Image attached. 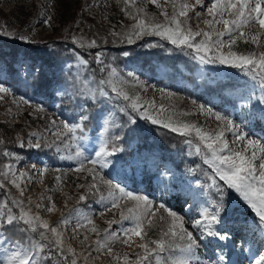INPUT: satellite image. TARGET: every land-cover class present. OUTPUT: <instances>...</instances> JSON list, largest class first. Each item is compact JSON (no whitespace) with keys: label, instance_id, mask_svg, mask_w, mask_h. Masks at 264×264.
<instances>
[{"label":"rangeland","instance_id":"obj_1","mask_svg":"<svg viewBox=\"0 0 264 264\" xmlns=\"http://www.w3.org/2000/svg\"><path fill=\"white\" fill-rule=\"evenodd\" d=\"M177 3L190 5L183 26L213 36L224 32L222 18L207 12L211 0H204L203 8L196 0H177ZM137 9L143 10L140 18L164 25L169 20L162 13L171 18L173 3L172 0H156V3L135 0V4L130 0L128 5L123 0H0V33H10L0 35L20 45L12 58L0 59V82L8 89L0 93V183L4 185L0 188V212L7 214L8 208H12L19 216V209L12 205L11 199H22L26 211L30 209L32 215H38L50 227H57L63 255L55 244L40 238L39 231L43 229L35 233L29 230L21 235L25 232L20 230L24 226L17 221L11 226L0 227V232L7 238L8 247L45 245L40 264H71L73 259L77 264H136L137 257L143 258L145 254L139 245L160 239L161 231L167 230L171 223L167 213L158 207L161 202L185 220L189 231H192L191 222L201 218L199 213L203 209L212 213L215 208L218 212L221 197L212 185L214 174L203 163L207 150L194 132L191 136H183L164 127L165 124L171 127L195 125L212 134L223 129V123L214 115L200 112V105L227 116L239 126L246 140L233 143L231 132L225 130L224 139L230 147L243 148L247 140L264 146V105L258 103L262 96L258 82L237 68L218 63L203 64L193 58L192 50L185 48L182 51L160 36H133V43L129 44L127 35L118 34L129 33L135 20L126 11L135 14ZM48 17L51 19L46 26L43 21ZM230 18V13L225 11L223 19ZM177 20L184 21V17L177 15ZM241 31L244 33L242 38ZM234 35L237 41L231 51L243 55L254 53L257 57L264 51V29L257 23L242 25ZM21 36L28 40L20 39ZM253 36L257 37L255 43ZM73 37L77 43H73ZM228 38L223 37L224 40ZM93 40L97 42L96 46L88 47ZM137 41H140L139 45H135ZM58 42L63 43L64 49L70 47L67 42L82 45L87 51L98 49V53H102L101 59L107 46L129 45L131 50L116 55L120 69L110 64L107 76L97 80L88 69L87 61L78 54L54 62L57 56L53 59L49 54ZM26 44L37 45L38 49L27 50L25 46L29 45ZM44 45L48 46L46 51L41 49ZM4 51L7 54L14 52L8 47ZM223 51L228 53L227 45ZM113 68L116 69L115 76L110 75ZM42 70L45 86L37 88L34 76ZM129 72L134 77H129ZM122 80L127 83L122 84ZM113 85L118 92L139 97L142 105L151 104L148 111L158 123L138 120L131 125L129 102L112 91ZM25 99L29 103H24ZM81 115L86 119L81 121ZM65 123L80 124L76 135L82 139L72 141L63 128ZM129 127L134 131L128 133ZM57 131L59 136L53 134ZM33 133L36 135H31ZM158 133L178 138L172 151L151 147L154 141L157 142ZM37 143L41 145L39 148L35 147ZM101 143L110 152L113 147L122 151L108 158L111 163L106 169L97 165L95 173H90L87 169L92 165L86 161L81 171H75L77 162L68 157L75 155L77 144L84 156L94 158ZM198 146L200 153L196 151ZM5 152L10 155H4ZM250 154L251 146H248ZM256 163L258 167V159ZM9 165L19 178L20 189L9 182L13 178ZM101 177L134 195L146 196L155 206L156 215L151 218L152 223L145 218L141 237L131 233L125 236L121 231L132 227L131 220H121V213L129 215L128 209L135 208L137 202L124 198L117 207H111L112 197H119L120 193L105 185ZM93 183L96 188L87 191ZM82 194H86L83 201L79 199ZM228 202L227 215L216 227L230 238L226 242L210 239L201 243L198 249L200 261L216 264L218 257L223 255L227 258L224 264L227 261L230 264H254V259L264 254V226H259L258 218L234 192H229ZM37 204L42 207L37 208ZM49 207L53 209L51 212L47 211ZM140 207H143L142 202ZM161 215L165 221L159 219ZM3 218L6 219V215ZM112 221L118 223H110ZM10 231H14L13 235L20 232L21 236L11 239L7 236ZM111 232H116L117 237H111ZM46 234L51 237L50 232ZM149 247L155 245L149 244ZM4 253L0 260L11 256L5 247H0V254ZM171 255L177 256L179 252H171ZM164 260H169V253L164 254ZM143 264L161 262L155 255H150ZM192 264L197 261L193 260Z\"/></svg>","mask_w":264,"mask_h":264},{"label":"snow or ice","instance_id":"obj_2","mask_svg":"<svg viewBox=\"0 0 264 264\" xmlns=\"http://www.w3.org/2000/svg\"><path fill=\"white\" fill-rule=\"evenodd\" d=\"M125 5H128L130 0H123ZM135 4V0H131ZM152 3H156V0H152ZM173 3V14L171 18H168L166 13H162L169 20V23L161 25L154 22L152 19L140 18L143 10L137 9L135 14L129 13L126 10V14L130 15L135 23L131 26L129 33H121L118 35H127L129 44L133 43L132 37L140 38L143 35H156L163 39L168 40L172 45L179 47L182 51L187 48L192 50L193 58L198 59L203 64H220L227 65L233 68L240 69L247 76H250L254 81L258 82V86L261 90L262 96L258 100L259 104L264 105V51L260 52L258 57L256 54L243 55L231 51L232 45L237 41V37L234 32L241 28L242 25H247L251 23H257L260 29H264V0H211V6L207 7V12L211 16H220L222 18V23L224 24V32L216 33L215 36L209 32H199L192 31L190 28L183 26L187 19V10H190V5L188 3H177V0H172ZM196 4L200 5L202 8L204 5V0H196ZM178 9V12H177ZM230 13V19H223L224 12ZM177 15L179 17H184V21L177 20ZM51 17H48L43 21L47 26L49 25ZM211 24V21H205ZM174 25V27L172 26ZM0 34H10V33H0ZM117 35V34H114ZM259 35V34H257ZM228 36L227 40L223 37ZM244 33L240 32V37L242 38ZM197 37H202L197 40ZM20 39L28 40L27 37L21 36ZM257 37L253 36L252 40L255 43ZM73 43H77L76 37H73ZM96 41H91L88 47H95ZM227 45L229 51L227 54L223 51ZM82 46V45H81ZM127 55V53H125ZM102 53L96 54V61L98 64H102L101 60ZM101 68V71H104ZM111 76L116 75V69L113 68L110 73ZM129 77H134L132 72L127 74ZM122 84L127 83V81H120ZM103 84L104 81H101ZM111 83V81H109ZM8 89L0 82V93L7 92ZM113 92H117L118 95H123V100L129 102V123L135 125L138 120L149 121L152 124H157L158 120L152 116L148 108L152 107L151 104H141L139 97L133 98L122 92H118L116 87L113 85ZM163 91V89H161ZM24 103H29L28 100H24ZM196 104V101H192ZM200 112L203 113L207 111L209 114L214 115L217 121L223 123V129L216 131L214 134L204 132L200 127L195 125L184 124L181 127H171L165 124L164 127L170 128L172 132L179 133L183 136H191L193 132L195 136L199 139L203 148L207 151L204 153L203 163L207 165L213 175L212 185L218 189L217 195L221 197L219 202V211L214 208L212 213H209L208 209H203L199 216L201 218L195 219L191 222L192 231H189L185 227V220L179 216L175 211L170 210L164 202L159 204V209L163 213H167V217L171 218V223L168 225L167 230H162L160 239L146 241L139 245L140 248L144 249V257H137L136 264H143V261L148 260L150 255H155V258L161 264H192L193 260L197 261V264H203L198 256V249L201 243L204 241H210V239H216L218 241H227L230 236L227 233H222L216 227L218 224L223 222L227 215V210L229 207L228 194L229 192H234L240 200H242L247 207H249L258 218L259 226H264V146H261L254 140H247L243 148H233L229 146L227 140L224 139L225 130L230 131L233 137V143L239 144L246 140L244 134L241 133L239 126L234 123V121L227 116L221 115L219 113H213L211 108H205L204 105H200ZM135 113V115H133ZM81 121L86 119L85 116L81 115ZM81 127L80 124H63V128L66 130V135L70 136L72 141L76 142L82 137L76 135L77 130ZM134 128L129 127L127 132H133ZM59 136V132L53 133ZM35 136L36 134H31ZM117 139H121L117 137ZM188 143H191L190 141ZM41 145L37 143L35 147L39 148ZM248 146H251V154L248 155ZM122 151L119 147H113L112 151H108L107 147L101 143L99 149L95 151V157L84 156L83 152L80 151L79 144L76 146V152L74 156H69L68 159H75L77 162V167L75 171L79 172L84 168V164L87 161L92 165L87 171L90 173H95L96 166L99 165L101 169H106L109 167L111 160L108 159L112 157L115 153ZM197 153L201 152L200 147L196 149ZM257 152H259V157H257ZM4 155H10V153L5 152ZM257 159L259 160L257 167ZM114 166V165H112ZM9 172L12 174V179L9 181L17 189H20V184L18 183L19 178L16 177L15 173L12 172L11 165L8 166ZM98 174V173H96ZM7 176V174H5ZM21 176L24 173L20 174ZM218 178V180H217ZM103 183L107 185L113 191H119L120 196H113L110 203L111 207L115 208L121 199L127 198L129 200L135 201V208H129V215H124L121 213V220H131L132 227L123 228L121 231L125 236L129 233L141 237L142 227L145 218L148 219L149 223H152V217L156 215L155 206L149 201L146 196H137L133 192L127 191L121 185L115 183L113 184L110 180H104L101 177ZM93 181H95V175H93ZM222 182V183H220ZM4 187L0 183V188ZM78 187H84V185H79ZM96 188V184H91L87 191H91ZM98 191V189H97ZM227 193V195H225ZM111 195V193H110ZM20 196H23V190H20ZM86 194L80 195L79 199L81 201L85 200ZM104 197L101 196V201ZM141 202L143 207H140ZM11 203L15 208L19 209V216L15 215L12 208H8L7 214L0 212V227L7 225L11 226L14 222L19 221L24 227H21V231H31L33 233L37 232L38 229H43L44 231H39V236L42 240H49L51 244H55L58 251L63 255V250L59 248L61 245V240L59 238L57 227H50L46 221L41 220L38 215H32L31 210H25L24 201L22 199L12 198ZM31 204V201L28 202ZM37 208L42 207V205L37 204ZM52 207L47 208L48 212H51ZM6 215V219L3 217ZM160 220L165 221L166 218L161 215ZM88 223H91L89 220ZM110 223H118L117 221H112ZM78 222V227H79ZM92 231H96L95 228ZM107 232V230H105ZM50 232L51 237L46 233ZM110 236L113 238L117 237L116 232H111ZM87 239V237H85ZM126 242V241H125ZM149 244L155 245L154 248L149 247ZM0 247H5L6 252H11L6 260H0V264H40V257L43 254V249L46 247L43 244L38 246H28L19 247L12 246L8 247L7 238L4 236L3 232H0ZM111 247L108 251L111 252ZM179 252V255L172 256L171 252ZM169 253V260H164V254ZM0 254V255H5ZM127 260V257L124 258ZM227 258L220 255L217 259L216 264H224ZM71 264H77V261L73 259ZM211 264V262H209ZM230 264V261H227ZM254 264H264V254L259 255V258L254 259Z\"/></svg>","mask_w":264,"mask_h":264},{"label":"trees","instance_id":"obj_3","mask_svg":"<svg viewBox=\"0 0 264 264\" xmlns=\"http://www.w3.org/2000/svg\"><path fill=\"white\" fill-rule=\"evenodd\" d=\"M193 16V13L191 14ZM195 17V16H193ZM8 37L0 35V59L1 58H7L10 57L12 58L15 54L16 51L14 50H18L20 48V45L16 42H10V38L6 39ZM70 44L69 49H64L63 47V43H57L56 45H53V50L49 55H52L53 59L54 56H57L54 59V62H61L64 61L65 59H71L75 56V54H78L80 57H82L83 59H85L87 61V65H88V69L91 71L93 77L97 80L103 79L107 76V74L109 73V65L113 64V66L118 70L120 69V63H119V58L116 57V55H118L119 53H123L124 51H130V46H122L117 45V46H107L108 50L107 52L104 54V57L101 59L103 61L102 64H98L96 61V54L98 53V49L97 50H90L87 51V49L83 46L77 45V44H72L70 42H67ZM140 41H137L135 45H139ZM29 45V47L25 46L26 49H31V50H36L38 49L37 45H30V44H26ZM8 47V49L10 51H14L9 52L8 54L5 53L4 50H6ZM18 48V49H17ZM48 48L47 45H44L41 47V49H44L43 51H46V49ZM159 56H161L160 54H158ZM9 58V59H10ZM184 63H187L185 60H183ZM184 65V64H182ZM185 66V65H184ZM187 69L189 67L185 66ZM101 68H104V71H101ZM189 69H192L189 68ZM34 81H36V87L37 88H43L45 86V75H44V71L42 70L38 75L34 76ZM47 85V84H46ZM165 134V135H164ZM158 133V136L156 137V141H154L153 144H151V147L156 146L161 148L162 150L169 152L172 151L176 142L178 141V138L170 135V134H166V133ZM150 147V145H149ZM14 233V231H10V233L8 232L7 236L11 239H17V236H21V235H25L28 233V231H25L23 233L17 232V235H13L11 233Z\"/></svg>","mask_w":264,"mask_h":264},{"label":"bare ground","instance_id":"obj_4","mask_svg":"<svg viewBox=\"0 0 264 264\" xmlns=\"http://www.w3.org/2000/svg\"><path fill=\"white\" fill-rule=\"evenodd\" d=\"M243 254V253H242Z\"/></svg>","mask_w":264,"mask_h":264}]
</instances>
